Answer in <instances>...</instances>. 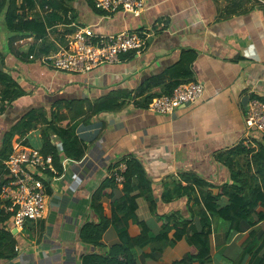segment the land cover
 <instances>
[{"label":"crops","instance_id":"crops-1","mask_svg":"<svg viewBox=\"0 0 264 264\" xmlns=\"http://www.w3.org/2000/svg\"><path fill=\"white\" fill-rule=\"evenodd\" d=\"M66 4L70 8L67 23L48 28L44 43L36 41L46 51L55 53L83 25L100 34L123 30L150 34L138 54L127 53L88 73H71L27 59L25 53L34 37L28 45L11 43L17 34L0 18V66L25 92L0 114V146L3 133L26 112L43 110L48 122L23 134L16 131L11 148L19 144L36 147L49 156L52 165L42 171L47 193L44 215L26 221L21 231L9 223L19 249L12 257H0V264H81L83 255H103L118 244L112 223L102 232L100 245L84 241L80 232L86 224L99 223L101 216L109 217L111 206L122 201L121 184L97 192L109 169L120 160L132 157L141 163L155 203L151 210L147 198L135 191L136 210L125 224L130 236L140 233L139 220L153 233L162 232V216L179 222L190 218V229L200 230L199 217L190 213L189 199L201 201L202 192L210 191L217 196L218 207L224 206L228 201L219 195V186L242 179L250 185L264 164V137L247 132L243 121L245 97H264V0H145L141 13L119 10L111 14L86 0H66ZM46 9L37 3L26 15L43 16ZM186 67L190 76L185 75ZM160 76L164 93L175 80L199 81L202 96L171 113H156L149 109L148 100L151 93L161 90L151 82ZM188 77L191 80L185 81ZM108 97L119 106L92 114L94 104ZM50 121L56 127H71L76 143L64 148ZM78 149L82 150L79 157L75 155ZM184 173L208 184H192L193 189L187 191L181 185ZM202 204L191 208L195 211ZM256 217L254 213L236 229L228 221L213 218L210 257L203 264L264 260L263 248L256 253L251 246L254 240L256 245L264 240V222L254 223ZM190 249L185 237L171 241L159 257L152 256L150 246L145 245L136 250V261L173 264Z\"/></svg>","mask_w":264,"mask_h":264},{"label":"trees","instance_id":"trees-1","mask_svg":"<svg viewBox=\"0 0 264 264\" xmlns=\"http://www.w3.org/2000/svg\"><path fill=\"white\" fill-rule=\"evenodd\" d=\"M86 1L93 4L92 0ZM37 3L41 5V7L45 6L49 11H46L43 16L37 15L31 18L28 17L26 15V10L35 8ZM69 10L70 8L66 4V0H21L19 3H17L16 0H0V18L3 17V21L8 30L17 34V37H15L11 43L25 36L34 37L35 42L31 45L28 53H25L26 58L31 60H35L42 55L54 54V52H49L41 48V45L45 42L44 39L47 36L48 28L52 27L54 24L67 23L66 17ZM70 38L71 36L66 39L64 45L68 43ZM38 39L44 41H42L40 45H37L36 41ZM29 54L32 55V58L28 57ZM190 74L191 72L187 68L185 70V75L190 76ZM189 80H191L190 77L185 79V81ZM151 82L154 84L153 88L161 86V90L151 93L148 101H151V99L157 95L170 94L180 83L177 80L173 81L170 85V90L164 93L162 92L161 76L153 77ZM24 94L25 92L18 82L0 66V114L4 112L16 98ZM118 106L119 104L114 103L113 97H108L102 101L96 102L91 109V113L94 114L104 110L116 109ZM51 119L54 118L52 117ZM41 122H48L43 110L31 109L25 113L16 125L3 133L0 146V190L2 185L10 179V175L5 169L4 160L12 150L11 140L14 133L16 131H22L23 134ZM50 122V126L54 128L61 137L64 148L67 147V144L73 145L76 143L71 133V127H56L52 121ZM81 154L82 150L78 149L75 155L79 157ZM125 160L127 169L123 173L124 181L121 183V189L124 192L122 201L111 206L109 217L101 216L99 223L86 224L82 227L80 232V238L84 241L92 245H100L102 232L112 223L117 229L120 241L118 244L111 246L109 251L103 255H98L97 253H87L83 255L81 264H138L136 261V250L138 248L149 245L152 256L159 257L164 248L168 246L171 241L175 242L182 237L186 238L191 249L185 256L174 261L173 264H187L193 260H198L203 264L210 257L208 236L212 230L211 224L213 218L216 217L228 221L231 228L234 229L239 226L241 221H250L254 213L257 215L254 223L264 222L263 164L257 171L259 178L255 177V179L251 177V182H256L248 185V181L242 179L239 183H234V180L232 183H225L219 186V195H224L228 201V204L224 206L218 207L216 203L217 196L212 195L210 191L202 192V207L195 209V211L192 210L191 205H199L201 201L199 198L189 199L191 201L189 207L190 213L192 217L195 214L199 217L200 230L190 229V218L179 222L174 221L168 216H162V232L157 234L153 233L145 221L139 220L138 225L140 227V233L136 236H130L125 224L126 220L130 218L136 210L138 193L147 198L151 210H154L155 203L153 199L150 198V180L141 163L132 157ZM182 177L184 179V184H181L182 182L179 184L187 191L193 189L192 184L198 186H205L208 184L205 180L194 174L184 173ZM186 183L190 185L188 186ZM115 184L113 178L107 177L97 192L101 193L106 187H112ZM247 187L250 188L249 192H246ZM136 190L138 193L135 192ZM256 205L261 206L263 209H255L254 207ZM9 223L10 214L4 212L0 208V257L9 258L15 253V238ZM170 233L172 235L171 238L169 237ZM251 246H253L252 249L258 253L262 248V250H264V240L258 245H256V241L254 240ZM258 264H264V260L261 258Z\"/></svg>","mask_w":264,"mask_h":264},{"label":"built area","instance_id":"built-area-1","mask_svg":"<svg viewBox=\"0 0 264 264\" xmlns=\"http://www.w3.org/2000/svg\"><path fill=\"white\" fill-rule=\"evenodd\" d=\"M94 8L107 14L116 11L141 13L145 0H92ZM150 32V31H148ZM144 30H123L111 34L95 32L91 26L83 25L56 53L42 55L39 60L44 65L58 71L88 73L103 63H114L127 53H140L146 46L150 33ZM32 36L14 41V44L28 45ZM32 58V55H28ZM203 93L199 81L178 84L170 94L153 97L149 109L160 114L173 112L182 105L196 102ZM244 126L247 132L256 131L264 137V97L250 95L244 111ZM5 169L10 179L0 190V208L10 214L11 228L21 231L28 220H36L44 215L46 207V185L42 171L52 169L49 156L31 145L13 146L4 160ZM126 160H120L111 169L107 177L116 184L124 181ZM17 245L14 250H18Z\"/></svg>","mask_w":264,"mask_h":264},{"label":"water","instance_id":"water-1","mask_svg":"<svg viewBox=\"0 0 264 264\" xmlns=\"http://www.w3.org/2000/svg\"><path fill=\"white\" fill-rule=\"evenodd\" d=\"M247 100H248V97H245V106H246Z\"/></svg>","mask_w":264,"mask_h":264}]
</instances>
